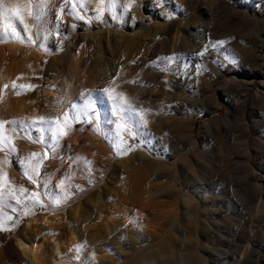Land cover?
<instances>
[{"label":"rangeland","instance_id":"obj_1","mask_svg":"<svg viewBox=\"0 0 264 264\" xmlns=\"http://www.w3.org/2000/svg\"><path fill=\"white\" fill-rule=\"evenodd\" d=\"M89 1L38 0L33 8L32 33L16 24L11 14L5 19L3 5H14V0L0 1V157L14 166L0 184V263L28 264L30 258L23 255L20 242L38 243L48 232L40 243L50 264L52 258L58 264H103L109 256L122 264H151V258L161 261L158 247L134 253L137 240L129 237V231L118 240L121 248L115 251L119 256L110 248L117 244L108 237L103 238V242L107 239L104 244L91 242L86 235L90 224L83 216L96 217L98 213L97 200L91 194L65 208L44 202L47 188L62 202L90 186L106 201L103 225L117 222L125 230L135 226L138 234L162 232L177 218L179 243L167 256V264H205L207 257L211 264H264V99L254 97L257 84L247 91L249 95L222 93L229 77L241 67H251L253 55L260 53L254 34H245L264 31L261 0H229L216 5L211 15L204 16L208 25L215 21L219 25L195 32L194 43L185 46L189 54L177 59L157 58L155 51L151 57V47L174 34L189 36L179 23L182 19L193 22L191 19L209 5L199 3L201 0H157L162 16L151 15L144 26L152 27L155 38L149 48L143 45L138 51L139 63L143 65L149 57L151 65L141 69L135 64L127 76L121 51L108 52V58L99 62L96 49L85 42L74 61L81 72L80 84L69 85L66 81L73 63L68 55L67 61L63 59L66 47L81 32L90 33L94 23L113 31H131L127 19L120 21L118 16H129L141 0H114V6L121 9L119 14L118 7L97 14ZM261 9L264 15V5ZM155 23L158 25L153 26ZM83 25L88 29L83 31ZM197 37L200 45H194ZM127 42L128 35L117 39L113 47L126 49ZM250 50L255 53L251 55ZM167 61L169 78L164 87L160 75H166L163 67ZM65 85L71 88L72 107L60 94ZM115 85H124L128 91L119 90L123 103L117 104L112 114L107 103L112 96L107 95ZM90 101L101 108L102 112L91 108L99 113L97 122L85 118ZM215 101L221 107H215ZM177 107L180 112L174 120L168 112ZM205 121L212 125L203 132ZM170 154L187 168L179 183L187 192L181 198L171 192L170 166L176 158ZM157 159L163 163L157 164ZM135 173L144 176L145 192L129 193L128 182ZM109 192L113 195L107 199ZM77 205L80 218L76 219L71 209ZM195 220L200 236L195 233ZM245 251H251L248 257ZM243 257H247L245 261Z\"/></svg>","mask_w":264,"mask_h":264},{"label":"bare ground","instance_id":"obj_2","mask_svg":"<svg viewBox=\"0 0 264 264\" xmlns=\"http://www.w3.org/2000/svg\"><path fill=\"white\" fill-rule=\"evenodd\" d=\"M132 1L133 0H130V2ZM182 1L185 2V0H182ZM189 1H187V5H193V3H189ZM89 2L91 3L90 8L93 9V12H96L97 14L103 13L107 9L111 11L115 7L113 3L114 0H90ZM221 2L229 3V0H201L199 1V3H207L209 7L213 5V7L211 8L205 7V9H202L201 12L197 13V15H195V17H197L196 21H195V17L191 19V21L193 22H185L182 19L179 25H182V28H184L186 31L185 33H187V35L189 36L185 37V36H182V33H179V34L172 35L170 39L169 37H165L163 41H159V43H155V45L151 47V57H155V53H157L158 55L157 58H160V59H165L168 56H171L172 58L177 59L180 56H185L186 54H189L187 49H185V46L191 44L192 41L194 43V40L192 39H195L196 37V35H193L195 32H200L204 28L205 30H207V29H210V27L211 29H215V27L219 25V21H215L213 25L212 23L211 25H208V22H206V19H205L206 17L204 15H211V11H215V6ZM14 4L15 5H29V4L31 5L32 13H33L32 16H28L25 12H22L21 15L23 16V21H21L18 18L16 19L12 18V19L16 22V24L21 25L26 32L32 33L34 29V10L33 8L35 5L38 4V0H14ZM262 5H264V0H261V5L259 7V13L262 16L260 21L264 22V15H262V9H261ZM117 7L118 6H116L115 8L117 9ZM144 10L149 11L150 14H145ZM120 11L121 9L118 7L117 13L119 14ZM151 15H155V18H160V16H162L161 2L157 0H141L137 5L133 7V11L131 12L129 16L127 14L118 16L120 21H125V19H127V22H129L131 31L129 32H122L120 30L113 31L111 27L106 28L105 25L102 23L100 24L94 23L93 25L90 26V29H91L90 33L85 34L81 32L78 35V38H76L73 43H71L70 45H68V47H66L67 49L65 51V55H63V59H65V61H67V55H68V57L71 60L70 62L73 63V68L71 69V73L67 71V73H69L70 75V79H69L70 81L68 80L66 82L69 85H71L72 83H76V82L80 84L79 81H81V77H82L81 72L79 68L74 64V61L77 58V52L81 50L80 45L82 46V43H85V42H88L89 44L93 45V47L96 49V53H97L96 56L99 62L105 61L108 58L107 57L108 52L111 53V52L121 51L120 52V55L122 57L121 64L123 66V70L125 71V75L128 76L129 70L133 68L135 64L137 65L140 61L139 52H138L139 48L142 47L143 45L149 48L151 42L155 38L156 32L155 34L153 33L151 29L152 27L144 28V26L147 25L148 21L151 20ZM219 17H221V15H219ZM243 17L245 19H249L247 15H243ZM250 20H253V17H251ZM107 21L110 23L109 25L112 24V20L110 17L107 18ZM207 21H209V19H207ZM25 24L28 26L27 28L24 27ZM154 25H158V23L153 24V26ZM169 25L173 27V21H171ZM229 25H231V21H229ZM92 28H94V30H92ZM81 29H83L84 31L85 29H88V27L83 25L81 26ZM60 30H62V26L59 28L58 33H60ZM249 33L254 34V38H255L254 45L257 47V49L260 50L259 51L260 53L253 55L255 51H253V53H251V50L249 51V53L253 55L255 63L249 64L251 67H241L238 70L239 73H234L232 77H229V80L228 81L226 80L227 83L224 85L222 89V93L225 95L227 93L228 94L229 93L230 94L240 93L241 95H249L247 91L251 89L252 85L257 84V90L254 94V97L255 99L257 100L259 99V101H261V98L264 99V31H258V30L251 31L250 30L245 35H249ZM126 35H128V42H127L128 49L126 48V49L121 50V48H119L117 50L116 48L115 50L113 47L114 46L113 44L116 42L117 39L123 36L125 37ZM213 37H215V35H213ZM105 38H106V41H103ZM3 40H6V38H4ZM200 44H201V41L197 37L194 45H200ZM161 47H165V49H163V52H161ZM153 51H155V53H153ZM249 53H247V55H249ZM85 59L87 61V57H85ZM249 59H251V57H249ZM145 64L151 65V61L149 57H145V61H143V65L139 63V67L143 69V67H145ZM169 65H170V61H167L166 65L163 67V72L166 73V75H162V74L160 75V78H161L160 84L161 86L164 85V87L169 78V75H168ZM153 73L157 75V73H161V71H157V73L153 71ZM143 75H145V73H143ZM256 78L260 79L258 83L255 80ZM139 87H141V85H139ZM64 89L65 90L60 93L62 95L61 97L64 99L67 105L71 106L69 102L71 88L70 86L65 85ZM120 89L128 91V88L124 87V85H115L113 87L111 86L110 88L111 93L107 95V96H112L110 100H107L108 106L111 109L110 112L112 114H114V110L117 109L118 107L117 104L123 103V100H121V98L118 95V92ZM161 89L162 91H164V93L168 92L164 88H161ZM139 91H141V89H139ZM53 93L57 95L56 91H53ZM211 95H213V93H211ZM161 97H163V95H161ZM213 97H215V95H213ZM191 101L192 99H189V103H191ZM85 103L88 104L87 101ZM89 104L91 107L86 110L85 118L87 121L97 122L98 117H99V113L97 111L98 110L101 111V108H97V104L95 102L93 103L92 101H90ZM214 104H215V107H221V105H219L217 101H215ZM230 104L232 106L236 105V103L234 102H231ZM91 108H96L97 111L93 113ZM122 112L127 113L128 111L124 110ZM179 112H180V108L178 107L173 108L170 112H168V115H170V117L173 118L174 120H177V115L179 114ZM1 120H2V115L0 113V122ZM209 121H205V123L203 124V132H206L208 127H211L212 123ZM2 128L3 127L1 126L0 135L3 131ZM189 138L193 142V137L189 136ZM141 154H143V152H141ZM169 156L172 159L176 158V155L174 154H170ZM138 157L139 156H137L136 158ZM156 163L161 164L163 163V160L157 159ZM170 168L172 172L171 177H172V182H173V186H170L171 192L174 196L181 198L187 193L184 190V188L179 185L181 181V176H183L186 173L187 168L183 165V163L178 161V158L175 159L174 163L170 166ZM13 169H14V166H12L10 162L0 157V184L4 181V178L6 177L7 172L8 171L13 172ZM128 184H129L128 191L129 193H132V194L145 192L148 187L146 185L145 178L141 173H138V174L135 173L134 177L128 182ZM92 190L93 189L90 186L89 187L87 186L86 188H83L81 191L76 192V194H73V195L71 194L67 198L63 199L62 202L56 203L52 189L47 188L44 192L43 198H44V202L48 205H60L61 208H65L67 206H70L72 203H75L78 199L82 198L86 194H91L93 198L97 200L96 207L98 209V213L96 214V217H91L90 215L87 218L86 213H84L83 215V216H86L85 217L86 221L90 224L89 230H87L86 235L90 238L91 242L104 244L107 242V239H106V242H103V238L108 237V239H110L111 241L117 244L110 248L114 251L116 256H119L118 253L115 251L116 248L118 247L121 248L119 246L118 240L121 238V235H123L126 231L127 232L129 231V237L137 240L135 241L136 249L134 250V253H136L140 248L144 249L146 252L152 247H158L159 250L161 249L160 253L163 256L162 260L158 261V260L151 258V264H167L165 262L167 259V256H169V254L171 253L172 248H176L177 244L179 243L177 230H180V229H177V225H176L177 218L176 217L170 220V222L167 225V230L162 231V232L156 231V232H145V233L138 234L135 226H133V228H131L130 230H125V227L122 224L117 223V222L113 226H110L109 224L103 225L102 222L104 221V217L102 214L104 213L103 208L106 206V201L104 200V197L102 196L97 197V195H95L92 192ZM110 195H113V193L109 192L106 198L109 199ZM186 201L187 200H185V202ZM79 206L80 205H77L76 208L71 209V214L76 219L80 218L78 216ZM185 213H188V211L185 210ZM94 221H97L98 223L93 225L92 222ZM44 222L45 224L49 222L47 217L45 218ZM195 224H196L195 233L198 236H200L201 229H200L199 222L196 221ZM108 233L109 235H111L110 237L107 236ZM48 234L49 232L43 235L41 239L38 240V243H32L28 245L25 242H20V245L23 247V252H22L23 255L25 257L30 258V260L27 261L28 264H34L35 262H38L39 264H50L49 255H46L45 251L42 252L41 250L42 243H40L41 240L46 238ZM105 246L107 245L105 244ZM5 251L8 254H12L13 252L12 249L10 248H7ZM209 252H212V250H210ZM250 252L251 251H245V253H247V257L249 256ZM19 255H20V252H19ZM150 257H153V256H149L148 258ZM247 257H243V261H245ZM51 261L53 264H58L57 262H55L53 258L51 259ZM243 261H241V263H243ZM102 263L103 264H122V263H119L115 257H110V256L108 258L106 257ZM205 264H211V261L208 257L205 258Z\"/></svg>","mask_w":264,"mask_h":264},{"label":"snow or ice","instance_id":"obj_3","mask_svg":"<svg viewBox=\"0 0 264 264\" xmlns=\"http://www.w3.org/2000/svg\"><path fill=\"white\" fill-rule=\"evenodd\" d=\"M3 10H4L5 19H8L10 14H11V18H14V19L18 18L21 21H23V16L21 15L22 12H25L28 16H32L33 15L32 7H31L30 4L29 5H15L14 4V5H10V6L9 5H3ZM78 18L79 19H83L82 16H79ZM35 19H39V17L36 16ZM24 27L27 28L28 26L25 24ZM13 34H15L17 38H21L22 39V37L20 36L19 32H17L15 29H13ZM30 38L31 37H29V39ZM218 43L222 44L224 42L220 41ZM13 86L15 87V85H13ZM5 87H7V86H5ZM29 87H31V86H29ZM103 91L104 92H108L109 90L108 89H104ZM41 119H43V118H41ZM0 123H2V122H0ZM32 155H36V154H32ZM29 179H32V177H29ZM33 183H36V181L33 180ZM20 191L23 192L25 190L23 188H21ZM33 196L35 197L36 194L33 193ZM56 203H59V201L57 200ZM0 226H2V225H0Z\"/></svg>","mask_w":264,"mask_h":264}]
</instances>
